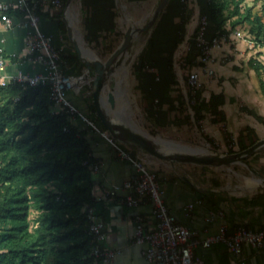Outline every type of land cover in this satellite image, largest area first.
<instances>
[{
	"label": "crops",
	"instance_id": "1",
	"mask_svg": "<svg viewBox=\"0 0 264 264\" xmlns=\"http://www.w3.org/2000/svg\"><path fill=\"white\" fill-rule=\"evenodd\" d=\"M0 1L15 3L17 0ZM158 1L65 0L58 8L30 0L37 2L35 13L40 30L61 56L76 58L75 62L62 60L64 71L70 74L85 69L82 60L104 62L119 48L128 29L141 26L150 18ZM202 2L169 0L154 24L146 32L132 37L126 77L115 86L112 100L110 88L102 89L101 105L112 117V107L117 102L122 106L119 121L146 136L181 148L187 144L184 140H174L172 134L180 137L190 128L191 132L197 131L205 138L207 145L202 147L214 155L225 156L239 153L264 138V47L255 45L246 30L236 27L240 38L211 50L214 62L208 67L213 70V76H208L195 64L192 47L187 57L199 73L202 85L196 92H189L185 73L174 62L181 47L190 43ZM10 17L11 28L0 22V50L8 60L7 72L42 73L43 66L30 58L26 47L30 32L26 17L23 14ZM229 27L226 23L225 28ZM253 65H260L259 73ZM91 89L71 92L69 99L106 131L96 116ZM212 95L223 97V104L215 112L210 108ZM59 110L58 106L51 107L54 113ZM72 124L84 132L92 158L98 164V169L91 173L97 201L91 210L104 224L100 247L114 252L107 264H155L142 256V247L134 241L137 216L146 226L153 223L151 204L128 206L127 192L122 190L110 195L115 186H121L135 175V169L120 159L107 140L85 122L76 118ZM137 152L130 149L132 155ZM142 155L159 178L169 212L189 227L195 239L219 233L223 224L264 228V169L262 172L250 166V175H242L240 171L238 174L243 179L236 182L232 179L233 169L223 174L222 170H214L219 168L212 169L213 166L169 162L150 154ZM246 160L241 164L249 167ZM188 204H194L191 210L186 209ZM219 212L222 216L217 215ZM195 253L205 264H264V250L249 247L244 248L241 258L228 252L222 244L198 247Z\"/></svg>",
	"mask_w": 264,
	"mask_h": 264
},
{
	"label": "trees",
	"instance_id": "2",
	"mask_svg": "<svg viewBox=\"0 0 264 264\" xmlns=\"http://www.w3.org/2000/svg\"><path fill=\"white\" fill-rule=\"evenodd\" d=\"M202 3L208 32L223 33L226 23L230 30L245 25L255 45L264 47V4L259 15L243 9L240 0H231L232 8L227 0ZM253 66L259 73L260 65ZM222 104V95L211 96L212 111ZM52 106L46 86L0 87V264L94 262L88 215L97 203L91 177L95 160L84 132ZM32 209L37 212L33 227Z\"/></svg>",
	"mask_w": 264,
	"mask_h": 264
},
{
	"label": "built area",
	"instance_id": "3",
	"mask_svg": "<svg viewBox=\"0 0 264 264\" xmlns=\"http://www.w3.org/2000/svg\"><path fill=\"white\" fill-rule=\"evenodd\" d=\"M64 1L38 0L41 4L58 8L64 5ZM180 2L186 3V0H180ZM36 8L37 2H30V0H17L15 3L0 1V22L7 28L12 26L8 12H20L26 17V24L30 28L26 41L28 53L30 58L40 63L44 69L42 73L34 75H28L21 71L9 74L7 72L8 60L0 50V87H5L12 82L48 87L50 100L54 106H58L60 109L58 113H65L70 122L76 118L85 122L92 130L100 133L107 140L120 159L132 165L135 175L125 180L121 186H115L110 195H115L117 191L122 190L127 192L125 201L128 206L136 207L144 202L151 204L153 223L150 226H146L139 216L136 217L134 241L142 247V256L148 262L155 264H205L203 258L195 253V249L198 247L207 248L212 244H222L228 252L240 258L246 247L253 250H264V228L255 229L244 224L234 226L223 224L219 233L203 239H195L189 227L180 223L176 216L169 212L164 202V189L157 174L147 166L144 155L141 152L132 155L128 147L107 134V131H103L96 122L82 113L70 101L69 94L71 92L76 93L82 88L91 89L93 77L87 69L78 74L64 71L60 51L52 45L50 38L39 28ZM208 27L207 16L200 15L189 45L181 47L174 62L175 66L185 73V84L191 93L196 92L202 82L199 73L192 67V61L187 57L189 50L192 47L195 50L193 60L195 64L203 69L208 76H213V70L208 67L214 62L211 50L241 37L239 31L230 29L223 33L209 34ZM91 169L96 171L98 164L96 162L92 164ZM199 202L197 201V203ZM193 205L188 204L186 209L191 210ZM217 215L222 216V213L219 212ZM88 216L90 219L89 232L96 241L90 253L94 258L93 264H107L114 256V252L99 245L104 238V224L100 219L95 218L91 209Z\"/></svg>",
	"mask_w": 264,
	"mask_h": 264
},
{
	"label": "water",
	"instance_id": "4",
	"mask_svg": "<svg viewBox=\"0 0 264 264\" xmlns=\"http://www.w3.org/2000/svg\"><path fill=\"white\" fill-rule=\"evenodd\" d=\"M168 1L169 0H159L154 12L143 25L128 29L124 33L119 48H117L104 62L82 60L85 69H87L89 74L93 77L91 94L96 116L102 127L115 140L134 151L157 156L169 162H182L213 167L241 164L250 155L264 146V138L241 152L232 155L218 156L212 153L181 151L174 147L161 144L154 138L146 136L140 131L128 126L125 122L109 117L102 108V89L105 87L110 88L109 98L112 100L113 90L118 84V77L121 73L128 70L127 67L130 59L127 52L132 37L136 34L146 32L156 22Z\"/></svg>",
	"mask_w": 264,
	"mask_h": 264
},
{
	"label": "rangeland",
	"instance_id": "5",
	"mask_svg": "<svg viewBox=\"0 0 264 264\" xmlns=\"http://www.w3.org/2000/svg\"><path fill=\"white\" fill-rule=\"evenodd\" d=\"M229 5V8H232L231 5V0H227ZM237 1V0H236ZM240 4L242 6L243 9H249L251 11V14H259L261 15L263 13L262 8H263V4H264V0H240ZM240 30L245 31L246 30V26H241ZM153 135H155L156 132H152ZM172 138L174 140H178L179 142H181L182 140H184L187 145L183 146V147H195L199 150H204V151H208L206 150L204 147H202V145H207L205 142V138H203V136H201L200 134H197V131L191 132V129L188 128L187 130H185L184 135H181L180 137L175 136L174 134H172ZM198 145V146H196ZM209 152V151H208ZM233 154V153H232ZM232 154H228V155H232ZM236 154V153H235ZM260 159H264V146L261 147L259 150L256 151L255 154L250 155L248 157V159L246 160V163L250 166H252L253 168H258L259 170H261L263 172L264 169V161H261ZM245 163V162H243ZM198 168V167H197ZM200 168V167H199ZM206 169L208 167H205ZM213 168H219V169H214V170H222L223 174H227L228 171L227 169H233V171H235L234 176L232 177V179L236 182H240V180L243 179V177H241L238 173L240 171H242L243 173H241L242 175H250V169L247 166H244L243 164H230V165H226V166H220V167H212ZM233 174V173H231ZM37 216V212L32 209L30 211L29 214V220L31 223V226H34V220Z\"/></svg>",
	"mask_w": 264,
	"mask_h": 264
},
{
	"label": "bare ground",
	"instance_id": "6",
	"mask_svg": "<svg viewBox=\"0 0 264 264\" xmlns=\"http://www.w3.org/2000/svg\"><path fill=\"white\" fill-rule=\"evenodd\" d=\"M126 74H127V71H124L123 73L120 74V76L118 77V84H120L121 82L124 81L125 77H126ZM120 110H122V106H119L118 103L116 102L115 105L112 107V112H113V116L112 118L116 119V120H121L120 118V115H119V112ZM157 140V139H155ZM158 142H160L161 144L165 145V146H170V147H174L178 150H181V151H189V152H197V153H210L208 151H204V150H199L197 148H194V147H185V148H181L179 146H175V145H172V144H167L165 142H162V141H159L157 140Z\"/></svg>",
	"mask_w": 264,
	"mask_h": 264
}]
</instances>
